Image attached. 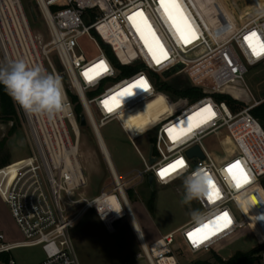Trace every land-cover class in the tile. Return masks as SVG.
Instances as JSON below:
<instances>
[{"label": "built area", "instance_id": "2783aa9c", "mask_svg": "<svg viewBox=\"0 0 264 264\" xmlns=\"http://www.w3.org/2000/svg\"><path fill=\"white\" fill-rule=\"evenodd\" d=\"M177 3L197 35L189 43L183 40L181 43L180 35L173 32L161 0H36L35 8L49 29V40L35 33L22 0H0V64L25 59L58 75L66 104L62 114L49 120L44 116H30L15 102L25 121L31 152L0 168V194L22 234L20 239L9 240L0 232V264H16L13 251L34 246H41L45 253L38 264H81L71 231L89 211H94L109 231L127 219L143 251L139 257L147 264H198L197 258L192 261L189 258L211 252L214 246L242 228L253 229L251 218L238 197L247 188L260 190V179L264 177V126L252 112L260 101L253 100L248 92L245 76L250 67L264 61V53L254 55L245 36L255 32L258 41L254 38L252 43H264V9L242 25L233 21L228 33L212 36L191 0H177ZM183 4L194 10L196 21L189 17ZM137 12L143 13L167 53L166 58L160 57L159 64L149 51L151 45L159 57L153 38L147 32L142 38L136 24L129 19ZM140 20L137 17L136 23ZM206 40L211 47L206 48ZM87 43L95 45L96 56H91L84 47ZM100 61H104L108 71L88 80L83 73ZM178 66L181 68L170 78L163 76ZM65 75L77 101L65 84ZM179 75H184L203 95L195 101L164 97L160 84ZM140 80L148 83L147 90L137 87ZM238 86L245 92L244 96L231 92ZM220 94H228L247 105L234 111L226 101L217 98ZM104 101L113 108L111 113ZM78 104L91 126L112 180L109 188L92 198L79 192L88 182L80 156L82 124L75 112ZM209 106L214 113L211 118L204 111ZM146 107H150L146 120L135 132L130 124L138 120L132 118ZM193 112L195 116L188 119ZM182 117L187 120L176 124ZM115 120L145 164L144 171H135L130 177L121 176L111 154L108 156L102 149L105 140L100 129ZM146 134L152 138L148 158L135 143ZM212 136L218 139L222 155L205 145V140ZM195 146L200 147L203 157L187 154ZM178 160H183L184 166L162 179L160 172ZM237 162L248 177L247 181L241 180L239 187L233 175L239 178L240 169L234 168L233 174L227 171ZM198 167L212 175L219 198L211 202L207 196L195 200L202 213L199 220L191 219L148 241L129 196L130 182L149 183V177L153 176L154 183L169 185L183 180ZM225 212L231 221L227 227L217 219ZM134 220L139 230L133 226ZM204 225L209 227L196 233L194 238L198 244L194 245L188 234ZM5 255H8L7 261L2 258ZM256 263L264 264V253Z\"/></svg>", "mask_w": 264, "mask_h": 264}, {"label": "rangeland", "instance_id": "374dc122", "mask_svg": "<svg viewBox=\"0 0 264 264\" xmlns=\"http://www.w3.org/2000/svg\"><path fill=\"white\" fill-rule=\"evenodd\" d=\"M191 1L212 36L222 34L223 24L234 21L235 24L242 25L258 15L261 8L264 7V0ZM22 2L28 14L30 13L29 5L35 6L36 4V0H22ZM184 8L189 17L196 21L194 10L186 5ZM36 12L38 14L37 21L33 20L31 14L29 15L31 26L36 34L41 35L45 40H49V29L45 20L37 9ZM182 13L187 20L183 11ZM176 33L178 34V31ZM179 38L182 43L181 36ZM206 46L211 47L209 40H206ZM84 47L91 56L98 54L94 44L87 43ZM54 56L55 54L52 53L51 57L54 58ZM64 81L69 92L73 94V89L66 75ZM170 81L178 88H184L190 84L184 75L175 76ZM245 82L249 90L247 91L253 95V100H264V61L249 68L245 76ZM231 92L239 96H244L245 93L240 89V86L231 89ZM162 95L166 98L172 96L166 91ZM246 105L245 101H238L234 106V111H239ZM82 111L79 105L75 106V112L79 119H81ZM100 131L111 154V160L121 176L130 177L135 171H144L143 159L118 121L115 120L105 124ZM0 138L6 140L5 150L10 152L11 162L29 156L31 145L25 121L21 114L18 119H15V123L12 120L0 119ZM135 143L143 155L148 158L152 143L150 135L146 134L138 137ZM205 145L215 154H223L216 137L212 136L206 139ZM80 156L85 168L88 185L79 192L89 198L98 196L103 189L110 187L112 180L106 161L89 124L81 125ZM263 178L260 180L262 181ZM129 186L131 202L148 241H153L160 235L181 227L193 219L192 210L199 211L195 200L190 205L181 203L183 196L182 179L169 185L149 184L147 181L136 185L135 181H131ZM150 200L153 202L152 207L149 204ZM238 200L251 218L253 229L249 227L242 228L234 236L214 246L211 252L192 255L189 258L191 261L197 258L198 263L205 264L204 262H209L214 264L216 263L215 255L223 260H228L239 251L249 252L264 246V208L254 188L244 190L239 195ZM15 233L18 237H21L17 230ZM71 234L81 264H117L121 261L147 264L144 258L139 257V253H143V251L127 219L116 223L115 230L109 231L95 212L89 211L79 219ZM262 253H264V250L261 251ZM13 256L16 264H38L45 258V253L41 246L23 247L15 249Z\"/></svg>", "mask_w": 264, "mask_h": 264}, {"label": "clouds", "instance_id": "9594fccd", "mask_svg": "<svg viewBox=\"0 0 264 264\" xmlns=\"http://www.w3.org/2000/svg\"><path fill=\"white\" fill-rule=\"evenodd\" d=\"M0 84L30 116L52 120L66 109L61 78L25 59L0 64ZM210 179L213 180L212 175L200 167L186 175L181 203L190 205L192 201L206 197ZM191 215L194 220H199L202 213L192 210ZM133 226L139 230L135 220Z\"/></svg>", "mask_w": 264, "mask_h": 264}, {"label": "snow or ice", "instance_id": "6c2138e0", "mask_svg": "<svg viewBox=\"0 0 264 264\" xmlns=\"http://www.w3.org/2000/svg\"><path fill=\"white\" fill-rule=\"evenodd\" d=\"M161 7L164 8L165 13L168 15V18L172 21L173 26L177 29V31L180 33L181 39L184 40L185 43H189L191 40H194L197 38V35L195 33V30L191 28V26L188 24L186 18L183 16V13L180 9L179 4L177 3V0H161ZM175 13V14H174ZM137 17H140V23H136ZM129 19L136 24L137 31L140 32L142 38H145V32L149 36L153 38V41L156 43L157 48L159 50V57L157 56L156 52L153 51L151 45H149V51L152 52L153 58L156 60V63H160V57L166 58L167 53L163 49V46L159 44V41L155 38V33L152 31L150 24L148 23L147 19L143 17L142 12H137L133 16H130ZM256 39L258 41L257 34L255 32L250 33L249 35L245 36L246 42L249 43V46L252 48L253 54L256 56L261 55L264 53V43H258L254 45L252 43L253 39ZM146 44L148 43L147 39H145ZM108 68L107 65L104 63V61H100L98 64L94 65L91 69L85 71L83 75L88 79L92 80L95 75H99L102 72H107ZM137 87L147 90L149 85L146 81L140 80L137 84ZM123 95V93L121 94ZM131 95V93H129ZM113 100H116V97L112 98ZM105 106L107 107L108 112H112L113 108L111 106H108L109 102L104 101ZM204 111H207L211 115H214V113L211 112V107L204 109ZM190 130V129H189ZM171 131V130H170ZM184 162L183 160H178L174 164L170 165L168 168L162 170L160 172L161 178H165L166 175L170 172L176 171L178 168L183 167ZM240 169V177L237 178L235 175H233V179L236 180L237 187L240 186L241 180L247 181L248 177L241 169L239 162H237L234 165L229 166L227 171L230 174H233V169ZM219 198V190L217 189L214 180H209V192L207 194V199L211 202L215 199ZM219 221H223V227H227L228 224H230V219L228 217V213H223L220 217L217 218ZM209 227V225L202 226L201 229H197L196 232H190L188 234L189 239L192 240L193 244H198V241L194 238L196 236V233L203 231L204 228Z\"/></svg>", "mask_w": 264, "mask_h": 264}, {"label": "trees", "instance_id": "16d2710c", "mask_svg": "<svg viewBox=\"0 0 264 264\" xmlns=\"http://www.w3.org/2000/svg\"><path fill=\"white\" fill-rule=\"evenodd\" d=\"M108 54L113 58V53L108 48ZM160 89L166 91L172 95L174 98H184L190 101H195L203 95L202 91L191 84L184 88H178L170 80L164 81L160 84ZM71 94V93H70ZM74 101H77V96L71 94ZM219 100L226 101L228 105L234 110L235 104L238 103L232 96L228 94H220L217 97ZM79 105V104H78ZM80 108L81 105H79ZM253 114L261 121L264 126V102L253 109ZM20 116L15 101L7 93L4 86L0 84V119L12 120L15 123V119ZM6 140L0 138V168L11 163V154L9 151L5 150ZM263 208H264V178L261 181L260 190L256 192ZM130 196V190H129ZM150 207H152V200L149 201ZM264 250V246L261 248L249 251V252H237L228 260H223L218 255H215L216 263L214 264H255L260 257L261 251ZM5 261L8 259V255L2 257ZM200 263V262H199ZM198 263V264H199ZM205 264H211L209 262H204ZM201 264V263H200Z\"/></svg>", "mask_w": 264, "mask_h": 264}, {"label": "bare ground", "instance_id": "6f19581e", "mask_svg": "<svg viewBox=\"0 0 264 264\" xmlns=\"http://www.w3.org/2000/svg\"><path fill=\"white\" fill-rule=\"evenodd\" d=\"M163 12H164V15L166 16V19L169 21V24L171 25V27H172V30H173V32L177 35V29L173 26V23H172V21L168 18V15L165 13V10H164V8H163ZM231 26H232V22H227V23H225V24H223V26H222V28H221V33L222 34H226V33H228L229 32V30L231 29ZM178 34H179V32H178ZM206 48H207V46H206ZM149 109H150V107H146L145 109H142L141 111H137V113L134 115V117L132 118L133 120H138V122L136 123V122H134L133 124L131 123L130 124V126H131V128L136 132L137 131V129H139L140 128V126H141V124L143 123V122H145V120H146V118H145V115L147 114V112L149 111ZM195 114L196 113H191L187 118L188 119H191V118H193L194 116H195ZM144 116V117H143ZM138 118V119H137ZM187 118L186 117H182L180 120H178L177 122H176V124H182L184 121H186L187 120ZM132 122V121H131ZM102 149H103V151L108 155V156H110V153H109V150H108V148H107V146L105 145V143H103L102 144ZM140 228V227H139ZM140 233L142 234V231H141V228H140Z\"/></svg>", "mask_w": 264, "mask_h": 264}, {"label": "crops", "instance_id": "0c3cea01", "mask_svg": "<svg viewBox=\"0 0 264 264\" xmlns=\"http://www.w3.org/2000/svg\"><path fill=\"white\" fill-rule=\"evenodd\" d=\"M264 9L261 8V10ZM16 230L19 232V234L22 237V234L7 206L5 201L3 200L1 194H0V232L5 233L7 238L9 240H17L20 239L21 237L16 235Z\"/></svg>", "mask_w": 264, "mask_h": 264}, {"label": "water", "instance_id": "95a60500", "mask_svg": "<svg viewBox=\"0 0 264 264\" xmlns=\"http://www.w3.org/2000/svg\"><path fill=\"white\" fill-rule=\"evenodd\" d=\"M29 11H30V14H31L33 20L37 21V20H38V14H37V12H36V8H35V6L32 5V4H30V5H29ZM180 68H181V66H178L176 69H174V70H172V71L165 72V73L163 74V76H164L165 78H170V77H171L172 75H174V74H175ZM81 124H82L83 126L87 124V122H86V118H85L84 115L81 116ZM187 154H188L189 156H194V155H199V156H201V157L204 156L199 146H195V147L189 149L188 152H187ZM154 160H155V158L152 156V149H151V151H150V161L153 162ZM149 183H150V184H153V183H154V177H153V176H150V177H149Z\"/></svg>", "mask_w": 264, "mask_h": 264}, {"label": "flooded vegetation", "instance_id": "af4514ba", "mask_svg": "<svg viewBox=\"0 0 264 264\" xmlns=\"http://www.w3.org/2000/svg\"><path fill=\"white\" fill-rule=\"evenodd\" d=\"M263 102H264V100H261L260 103H259L257 106L261 105ZM257 106H256V107H257Z\"/></svg>", "mask_w": 264, "mask_h": 264}]
</instances>
